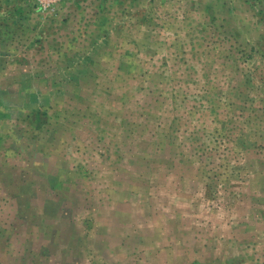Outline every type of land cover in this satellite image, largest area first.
Wrapping results in <instances>:
<instances>
[{
	"label": "rangeland",
	"instance_id": "obj_1",
	"mask_svg": "<svg viewBox=\"0 0 264 264\" xmlns=\"http://www.w3.org/2000/svg\"><path fill=\"white\" fill-rule=\"evenodd\" d=\"M0 98V264H264V0H0Z\"/></svg>",
	"mask_w": 264,
	"mask_h": 264
},
{
	"label": "crops",
	"instance_id": "obj_2",
	"mask_svg": "<svg viewBox=\"0 0 264 264\" xmlns=\"http://www.w3.org/2000/svg\"><path fill=\"white\" fill-rule=\"evenodd\" d=\"M2 106H3V105H2ZM3 107L6 108V106H3ZM0 127H1V128H0V135H1L2 133H4V134H7V133H8L9 130H7V128L5 127L4 124L1 123ZM0 139L2 140L3 137L0 136ZM0 145H1V143H0Z\"/></svg>",
	"mask_w": 264,
	"mask_h": 264
},
{
	"label": "trees",
	"instance_id": "obj_3",
	"mask_svg": "<svg viewBox=\"0 0 264 264\" xmlns=\"http://www.w3.org/2000/svg\"><path fill=\"white\" fill-rule=\"evenodd\" d=\"M0 99H2V98H0Z\"/></svg>",
	"mask_w": 264,
	"mask_h": 264
}]
</instances>
